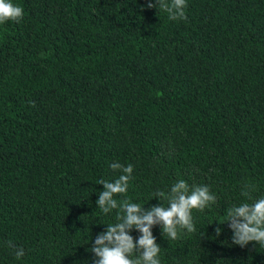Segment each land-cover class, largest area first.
<instances>
[{
	"label": "trees",
	"instance_id": "1",
	"mask_svg": "<svg viewBox=\"0 0 264 264\" xmlns=\"http://www.w3.org/2000/svg\"><path fill=\"white\" fill-rule=\"evenodd\" d=\"M186 2L187 19L170 20L148 0H12L23 18L0 24V264H93L116 222L95 203L113 162L133 165L118 201L167 206L152 194L178 180L216 197L192 210L195 232L153 226L160 264H264V247L233 244L221 223L264 197V0Z\"/></svg>",
	"mask_w": 264,
	"mask_h": 264
},
{
	"label": "clouds",
	"instance_id": "2",
	"mask_svg": "<svg viewBox=\"0 0 264 264\" xmlns=\"http://www.w3.org/2000/svg\"><path fill=\"white\" fill-rule=\"evenodd\" d=\"M147 6H158L168 14L170 20L187 19L186 0H148ZM22 18L23 9L20 6L14 5L12 0H0V24L9 20L19 23ZM109 167L120 172V175L112 181L98 180L103 190L99 192L95 203L104 214L118 211L116 222L106 224V228L97 234L91 245L93 264H160V245L152 234L153 226L159 225L162 236L176 240L184 231H196L192 219L193 209L204 211L216 202L215 195L207 185H197L190 189L184 180L175 182L167 192L158 190L152 194L158 201H167V206L158 203L144 208L126 197L118 201L115 197L127 193L129 182L133 179V165L124 166L113 162ZM250 190L251 186L245 185L241 195L250 199ZM224 222H228L233 244L243 248L249 242H255L264 247V197L251 204L231 206L227 210L226 220L221 223ZM133 229L139 232L135 239L129 234ZM215 231L219 235L221 229L216 228ZM8 245L13 248L17 259L23 257V248H18L11 241ZM134 253H138L135 258Z\"/></svg>",
	"mask_w": 264,
	"mask_h": 264
}]
</instances>
